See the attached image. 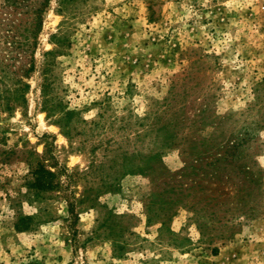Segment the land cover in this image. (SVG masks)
I'll return each instance as SVG.
<instances>
[{"label":"rangeland","instance_id":"rangeland-1","mask_svg":"<svg viewBox=\"0 0 264 264\" xmlns=\"http://www.w3.org/2000/svg\"><path fill=\"white\" fill-rule=\"evenodd\" d=\"M47 62L70 137L42 110ZM13 79L29 88L0 107V264H264V0H0V96ZM38 164L58 184L40 195ZM183 171L217 172L227 204L149 224L155 181Z\"/></svg>","mask_w":264,"mask_h":264},{"label":"trees","instance_id":"trees-1","mask_svg":"<svg viewBox=\"0 0 264 264\" xmlns=\"http://www.w3.org/2000/svg\"><path fill=\"white\" fill-rule=\"evenodd\" d=\"M36 3V1H35ZM49 3V0H46V4ZM35 18L33 23V36H34V43L37 45V39L38 35L42 30L43 27V11L41 9H35L34 10ZM57 39V45H59L61 38L58 39V37H55ZM36 47V46H35ZM54 52H48L46 54L47 58L49 56H53ZM51 63L47 62L45 64V80L41 88V97H42V110L43 112H47V115L49 118L54 119V124L59 126L61 129V133L65 135L66 137H70V133L72 132V121H73V112L66 110L62 107L61 102L56 98V96H52V85L50 83V80L48 79V73L50 72ZM35 70L34 63L32 64V67L24 72V75H29L31 72ZM15 81V83H14ZM12 84H6L5 83V90L4 94L0 96V107H3L7 109L8 111H13L16 106L24 103L26 101V90L29 88V85L26 84L23 80H11ZM13 85V86H12ZM6 94V95H5ZM31 178L27 182V188L31 191H34L36 195H40L44 191L52 190L54 188L58 187V184L55 181L56 175L51 172L48 168L45 166L38 164L37 166H31ZM134 167L139 170L140 166H133L130 171L133 170ZM192 167V166H190ZM188 168V167H186ZM185 168V169H186ZM193 174H188V172L183 171L177 176H169V175H161L162 179L156 180L155 182L157 185H155V191L151 195L146 208L148 210V223H152L156 219L160 220L161 224L163 226L167 225V222H169L175 212H173V209L175 207H182L184 204L189 203L191 204V208L193 209L195 206H201V210L204 212H208L209 209L216 206H222L226 205L228 199L230 198V188L225 187L226 185H230V182L224 181L222 178H220L219 174L217 172H214L212 174H209V176H202L207 179H199L198 180H192L190 177ZM209 183L210 187L215 186V190L208 188L207 193L209 195H206L205 193V187L203 184ZM159 183V184H158ZM237 185V184H235ZM213 186V187H214ZM240 188H242L239 185ZM110 189L115 188L114 184H111L109 187ZM202 193V194H200ZM206 195V197H205ZM243 198V197H242ZM91 206H95L97 203V200L90 199ZM240 204V202H239ZM157 205H160L159 208H156ZM233 205H235L233 203ZM245 204H243L244 206ZM71 208H74V204H71ZM236 208V207H235ZM239 211H242L243 208H236ZM209 221H214V218L217 217L216 212H208ZM215 216V217H214ZM204 225L200 226L201 235L206 237V230ZM205 230V231H204ZM223 239H225V236H222ZM213 238H209L210 244L213 242ZM115 245H120L118 242L115 241ZM120 247V246H119ZM122 249V248H121ZM213 251L216 253L217 248H213Z\"/></svg>","mask_w":264,"mask_h":264}]
</instances>
